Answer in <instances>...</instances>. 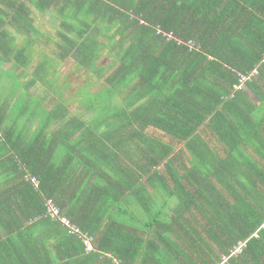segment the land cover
Here are the masks:
<instances>
[{"label":"trees","instance_id":"obj_1","mask_svg":"<svg viewBox=\"0 0 264 264\" xmlns=\"http://www.w3.org/2000/svg\"><path fill=\"white\" fill-rule=\"evenodd\" d=\"M4 67L0 264H264V0H0Z\"/></svg>","mask_w":264,"mask_h":264},{"label":"rangeland","instance_id":"obj_2","mask_svg":"<svg viewBox=\"0 0 264 264\" xmlns=\"http://www.w3.org/2000/svg\"><path fill=\"white\" fill-rule=\"evenodd\" d=\"M44 20L49 21L50 20V15H48L47 17H44ZM36 63L39 62V60H35ZM57 62H59L58 60L53 59V64H52V68L56 67ZM61 65V64H60ZM58 65V66H60ZM52 70V69H51ZM50 70V71H51ZM8 72H11V69L7 70L5 69L0 71V95L1 92H3V97H5L8 93H13L17 90V88L21 85V83H23L24 81H20V80H16V79ZM30 72H32L30 70ZM12 73V72H11ZM15 74V72H13V75ZM59 80H58V87H59V91L64 93V95L66 94V92H70V93H77V96H74L77 100L79 99V90H81L83 88V92L85 93V91H87L85 86V83L89 82L90 80H92V76L88 73V74H84L83 71H81L80 69H73L72 66L66 65V66H62L60 71H59ZM48 85L46 86V89H49V85L52 83L50 80H48ZM17 85V87L15 86ZM15 86V87H13ZM88 90H89V86H87ZM65 91V92H64ZM47 97L48 99L50 98H59V95L54 94L52 97V95H50V93H47ZM61 96V95H60ZM104 96V94H100L98 95V97L101 98ZM66 97H63L64 100H66ZM103 103L106 102V99L101 100L99 107H97V111L92 112L91 114L94 115L93 119L96 118H103L102 116L104 114H106V108H105V104L101 105ZM85 106V105H84ZM99 111V112H98Z\"/></svg>","mask_w":264,"mask_h":264},{"label":"crops","instance_id":"obj_3","mask_svg":"<svg viewBox=\"0 0 264 264\" xmlns=\"http://www.w3.org/2000/svg\"><path fill=\"white\" fill-rule=\"evenodd\" d=\"M6 68H8V67H4L3 70H5ZM32 68H34V67H31V69ZM21 84H22L21 89H23L28 84V81L26 80V81H24ZM87 85L88 84L85 83L86 87H87ZM21 89H18L17 91H15L13 93L7 92L8 94L5 97L1 96V99L3 101L7 100L8 103H11V111L10 112H12V115H13V112L16 113L18 116L22 115V110H18L17 105H16L19 96L22 95V90ZM30 93L34 97V101L36 99H39L41 101V100H43L45 98L46 93H49V92L46 89L45 85L37 83V85L30 90ZM67 95H68L67 99L75 101L76 103L78 102V100L74 97V96H77V93L68 92ZM13 108H16V109H13ZM33 108H34V104H33V106L30 105L28 107V110L22 115L23 119H22V125L21 126H25V129L27 131L29 130V132L26 131L25 136H27V135L31 136L33 134V132L35 131L34 128L37 126V124H39V122H38L39 121V115H38V117H36L35 113L31 112ZM19 111H21V113H19Z\"/></svg>","mask_w":264,"mask_h":264},{"label":"built area","instance_id":"obj_4","mask_svg":"<svg viewBox=\"0 0 264 264\" xmlns=\"http://www.w3.org/2000/svg\"><path fill=\"white\" fill-rule=\"evenodd\" d=\"M32 181L36 186H38V181L36 179H33ZM48 212L52 217L58 218L65 227L69 228L72 234L78 235L82 238L85 246V253H91L94 251L93 239L89 236L83 235L81 230L77 226L73 225L67 218L59 217V210L54 207L51 201H48ZM239 251L240 249H237L236 252Z\"/></svg>","mask_w":264,"mask_h":264}]
</instances>
